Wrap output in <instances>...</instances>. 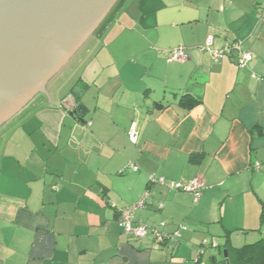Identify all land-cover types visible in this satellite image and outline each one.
Wrapping results in <instances>:
<instances>
[{"label":"crops","instance_id":"1","mask_svg":"<svg viewBox=\"0 0 264 264\" xmlns=\"http://www.w3.org/2000/svg\"><path fill=\"white\" fill-rule=\"evenodd\" d=\"M126 2L51 102L38 95L0 132V264H237L264 241V0ZM209 37L253 61H215ZM180 47L187 60H167ZM74 88L85 118L60 106ZM147 190L135 222L179 237L125 232L121 210Z\"/></svg>","mask_w":264,"mask_h":264},{"label":"water","instance_id":"2","mask_svg":"<svg viewBox=\"0 0 264 264\" xmlns=\"http://www.w3.org/2000/svg\"><path fill=\"white\" fill-rule=\"evenodd\" d=\"M118 0H0V128L97 32ZM54 104V103H51ZM88 112L78 105L76 113ZM227 259V251H224Z\"/></svg>","mask_w":264,"mask_h":264},{"label":"built area","instance_id":"3","mask_svg":"<svg viewBox=\"0 0 264 264\" xmlns=\"http://www.w3.org/2000/svg\"><path fill=\"white\" fill-rule=\"evenodd\" d=\"M213 44V37H209L206 41L204 50L208 51L215 61H221L227 57H235L237 66L240 69L246 68L253 61V55L246 51L243 44L239 41L235 43H227L220 49H213ZM164 54L169 61H185L188 58L185 48L182 47L166 51ZM60 106L72 113L77 109L78 105L75 98L72 95H69L60 103ZM129 139L133 144H136L138 141V132L135 126L129 131ZM132 169L134 171L138 170L136 166H132ZM155 184L164 186L171 190L195 193L197 197L198 190L202 187V183L198 179L187 183L172 182L167 181L164 177H156L153 175L149 179V185ZM151 196L150 191L147 190L138 204L126 207L121 211V222L125 232L134 233L139 240L147 238L149 234H153L155 240L161 244L169 240L170 237H179V233L169 236L156 227L150 228L145 224L135 222V214L138 210L144 209L151 202ZM162 207L163 206L161 204L160 209H162Z\"/></svg>","mask_w":264,"mask_h":264},{"label":"rangeland","instance_id":"4","mask_svg":"<svg viewBox=\"0 0 264 264\" xmlns=\"http://www.w3.org/2000/svg\"><path fill=\"white\" fill-rule=\"evenodd\" d=\"M124 3V4H123ZM128 5H127V2H126V0H118V2L116 3V5L112 8V10H111V12L108 14V16L106 17V19H105V21L102 23V25L99 27V29L97 30L98 32H96L95 33V35H97L98 34V36H101V37H103L104 36V33H105V31H106V25H107V27H108V25L110 24V25H114V24H116V23H118L120 20H122L123 18H124V15L126 14V12H127V10H128V7H127ZM129 10H130V12H133L132 10H131V7H130V5H129ZM133 15V13H130V16H132ZM96 37V36H95ZM94 37V38H95ZM93 37L92 38H90L86 43H85V45L83 46V48L75 55V56H73V59H71V63L69 62L61 71H60V73L57 75L58 77H60L59 75H62L63 73H64V69L66 68V67H69V66H71L73 63H74V61H76V60H78L79 59V57H81V54L85 51V49L87 48V46L89 45V43L94 39ZM95 46V42H93V44L88 48V50L87 51H92V49H93V47ZM87 52L85 51V53L83 54V56L81 57V61L82 60H84V58L86 57V55L88 54H86ZM73 60V61H72ZM81 61H78L76 64H75V66L70 70V72H67V73H65L63 76H61L60 78H57V79H59V84L62 86V87H64V85H66L65 83L69 80V76L71 75V74H73V73H71V72H73V70L75 71H77L78 70V66L80 65V62ZM69 71V68H67L65 71ZM71 73V74H70ZM57 76H55L54 77V79L57 77ZM21 113V112H20ZM19 113V114H20ZM18 114V115H19ZM17 115V116H18ZM15 118V117H14ZM13 118V119H14ZM12 119V120H13ZM11 120V121H12ZM11 121H9L8 123H6V124H4L1 128H0V132L2 131V130H4L5 128H6V126L11 122Z\"/></svg>","mask_w":264,"mask_h":264},{"label":"trees","instance_id":"5","mask_svg":"<svg viewBox=\"0 0 264 264\" xmlns=\"http://www.w3.org/2000/svg\"><path fill=\"white\" fill-rule=\"evenodd\" d=\"M95 36H98V34ZM77 62L78 61H74V63L71 66H69V71L75 66V64ZM78 70H79V68H78ZM70 95H72L75 98V100L78 104L79 95H78V92L75 91V88L72 90V93ZM188 102L190 104L189 106H194L197 104V101H195L193 99H189ZM72 113L77 114L75 111ZM120 215H121V212H120ZM261 221L264 223V207L262 208V212H261ZM236 255H237V257H236L237 258V264H264V241L259 242V243L254 244V245H248V246H245L243 248L237 249Z\"/></svg>","mask_w":264,"mask_h":264},{"label":"flooded vegetation","instance_id":"6","mask_svg":"<svg viewBox=\"0 0 264 264\" xmlns=\"http://www.w3.org/2000/svg\"><path fill=\"white\" fill-rule=\"evenodd\" d=\"M93 38L95 37V34L92 36ZM91 37V38H92ZM73 61V60H72ZM70 63H71V61H70ZM67 68H69V67H66L65 69H64V71L67 69ZM54 80V78L50 81V83L48 84V86L51 84V82ZM35 99V98H34Z\"/></svg>","mask_w":264,"mask_h":264}]
</instances>
